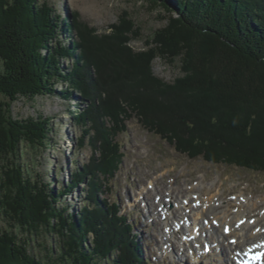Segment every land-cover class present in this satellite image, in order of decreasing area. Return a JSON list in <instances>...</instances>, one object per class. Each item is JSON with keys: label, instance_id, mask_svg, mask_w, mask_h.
<instances>
[{"label": "trees", "instance_id": "1", "mask_svg": "<svg viewBox=\"0 0 264 264\" xmlns=\"http://www.w3.org/2000/svg\"><path fill=\"white\" fill-rule=\"evenodd\" d=\"M148 1L171 15L146 52L133 54L123 45L139 32L127 13L110 26L113 34L88 44L74 14L62 17L44 0H0V215L9 228L0 232V264H150L134 224L107 197L124 156L116 137L130 112L189 158L264 172V0ZM101 44L112 46L104 60ZM117 55L121 76L105 77L103 61L115 65ZM157 57L179 60L183 80L166 86L151 77ZM121 84L180 95L135 106L133 94L121 100L113 91ZM39 96L74 101L77 147L90 152L67 182L54 181L58 190L21 163L25 148L52 146L51 119L10 112L19 98ZM79 185L81 204L71 211L62 197ZM47 236L50 245L37 241ZM34 241L42 251L34 252Z\"/></svg>", "mask_w": 264, "mask_h": 264}, {"label": "rangeland", "instance_id": "2", "mask_svg": "<svg viewBox=\"0 0 264 264\" xmlns=\"http://www.w3.org/2000/svg\"><path fill=\"white\" fill-rule=\"evenodd\" d=\"M44 1L61 13L62 17L74 14L78 23L88 32L86 39L88 44L92 43L94 38L100 39L104 35L113 34L110 26L118 25L119 18L127 13L139 32V37L129 36V41L123 45L133 54L146 52L149 48L148 39L155 31L166 26L170 16V13L166 12L159 4L153 6L148 0ZM102 41L107 42L106 40ZM92 45L94 47V44ZM107 46L101 44L96 47L99 52L98 59L104 60V55L110 53L112 46ZM117 57L120 62L117 61L115 65L112 62L103 61L105 62L103 66L105 77L116 79L121 76L122 72L118 73V69L120 70V66L124 67V64H121V57L119 55ZM149 68L151 77L159 84L175 86L184 78L179 60L168 62L157 57L150 61ZM114 69H117V72ZM120 87H114L113 91L118 93L121 100L126 97L130 98L129 95L133 94V98L137 97L138 99L133 101L135 106H141L140 104L147 106L152 101L151 99L166 104L168 100H174L173 94H179L177 92L163 93L161 88L155 89L156 86L121 84ZM63 88H65L63 85L57 86L58 91ZM180 91L183 94L185 92ZM183 94L181 97L185 98ZM140 95H144V97L141 98ZM72 105H74V101L68 104L57 97L50 96H39L33 99L19 98L10 105V112L14 118H36L40 115L51 119L52 146L38 150L25 148L21 163L32 179L37 180L36 177L39 175L43 182L55 190H58L59 187L53 184L54 181L59 185L67 182L70 173L75 171L77 165L87 162L90 155L88 148L81 150L77 147V139L81 133L71 121ZM135 112L137 113V111ZM135 112H130L128 118L124 120L126 131L116 137L124 156L110 184L111 190L110 195H107L108 199L116 201L121 214H125L134 224L135 240L141 247L140 255L146 258L150 264H205L204 261L195 260L193 256L195 250L199 252L201 259L209 264H217V258L211 254L206 255V249L202 248V245L206 243L204 237L209 239L204 245L210 248L212 242L216 244L217 236L212 231L205 230L200 238L197 233L198 228L195 231L192 226H189L187 230L184 226L188 236L193 239L190 243L186 242L181 234V229H175L173 225L180 216L181 209L173 203L167 202L166 197L171 192L178 203L182 196L190 198L192 195H203L205 200L209 199L211 204L212 202L219 203L215 212L216 217H222L226 210H228L227 214L232 217L236 208V198L249 199L254 205L252 210L249 209L246 214L247 221L250 222L257 220L264 213V172L213 164L204 161L202 157L189 158L177 151L173 143L160 137L153 130L147 129L143 118L136 115ZM148 116L152 117V113ZM165 116L169 117L167 114ZM173 123L177 134L181 133L179 122L174 121ZM182 135L184 138H188L187 132ZM173 141L175 142V140ZM82 187L83 185H79L67 197H62V200L70 206L71 211L80 207L81 199L79 197ZM173 198L171 201H174ZM164 204L167 205L169 217L163 215ZM189 216L191 223L195 222L197 225L202 222L201 217L197 214L190 213ZM207 217L209 218L208 224H212L210 216ZM263 224L264 222L261 223V225ZM168 226L173 228L170 233L171 237L166 236L169 233ZM8 229L7 222L0 215V232ZM226 240L228 241V237ZM37 241H42L44 245H50L52 242L48 236ZM32 249L34 252L42 251L40 247H37L35 241L32 244Z\"/></svg>", "mask_w": 264, "mask_h": 264}, {"label": "bare ground", "instance_id": "3", "mask_svg": "<svg viewBox=\"0 0 264 264\" xmlns=\"http://www.w3.org/2000/svg\"><path fill=\"white\" fill-rule=\"evenodd\" d=\"M169 194L170 195L166 197L167 202L173 203L181 209L180 216L173 223L174 228L181 229V234L186 242L190 243L193 240L188 236L189 234H187L189 226H192L195 231L198 228L197 233L200 238H202L203 231L205 230L212 231L217 236L218 240L216 244L213 242L211 244L213 247L211 255L217 258V264H242L241 257H244L248 253H252L254 250L257 252L264 250V224L261 225V223L264 222V213L257 220L248 222L246 214L249 209L252 210L254 206L249 199H244L242 197H239L240 199H238V197L236 198V208L232 217L227 214L226 211L228 210L223 212L222 217H216L215 212L218 209L219 203L212 202L211 204L210 201H208L209 199L205 200L203 195H192V198H189V196H182L180 201L176 203V198H173L171 192H169ZM172 198L174 201H171ZM166 206V204L163 205L164 210L162 209V212L165 217H169ZM190 213L199 215L202 222L197 225L195 222L191 223V220H189ZM207 216H210L212 224H208L207 220L209 218ZM204 223L207 227L204 226ZM172 230L173 228L169 227V233L166 235L167 237H171L170 233ZM227 237L228 241L226 240ZM204 239V242H206L204 244H207L209 239L205 237ZM204 244L202 248H205ZM193 256L196 261L201 260L202 262L204 261L205 264H209V262L201 259L197 250L193 251ZM261 263L264 264L263 258ZM261 263L258 260L252 264Z\"/></svg>", "mask_w": 264, "mask_h": 264}, {"label": "water", "instance_id": "4", "mask_svg": "<svg viewBox=\"0 0 264 264\" xmlns=\"http://www.w3.org/2000/svg\"><path fill=\"white\" fill-rule=\"evenodd\" d=\"M170 15H171V13H170ZM173 15V14H172ZM174 17H176L177 15L174 13V15H173Z\"/></svg>", "mask_w": 264, "mask_h": 264}]
</instances>
